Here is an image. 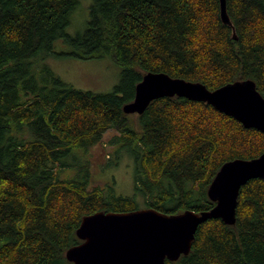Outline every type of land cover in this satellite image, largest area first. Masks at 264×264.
Returning <instances> with one entry per match:
<instances>
[{
    "label": "trees",
    "instance_id": "obj_1",
    "mask_svg": "<svg viewBox=\"0 0 264 264\" xmlns=\"http://www.w3.org/2000/svg\"><path fill=\"white\" fill-rule=\"evenodd\" d=\"M78 6L0 0V264H73L66 253L82 243L85 216L139 209L92 184V151L109 131L113 156L134 161L137 193L169 215L213 209L208 189L223 165L264 153L263 132L207 103L176 96L136 119L124 112L149 72L210 90L252 80L264 97V0H227L231 26L220 0H93L85 33L71 37ZM60 39L68 56L111 58L122 69L114 91L76 89L40 66ZM167 264H264V179L242 187L235 225L210 219L190 254Z\"/></svg>",
    "mask_w": 264,
    "mask_h": 264
},
{
    "label": "water",
    "instance_id": "obj_2",
    "mask_svg": "<svg viewBox=\"0 0 264 264\" xmlns=\"http://www.w3.org/2000/svg\"><path fill=\"white\" fill-rule=\"evenodd\" d=\"M221 18L232 25L227 0H220ZM180 97L203 102L238 120L247 129L264 133V97L256 83L244 80L210 90L205 85L165 73L149 72L136 87L128 115H142L153 101ZM253 179H264V153L252 160L227 162L208 189L216 206L209 211L165 214L153 208L132 212H97L85 216L77 230L81 244L66 257L73 264H167L190 254L199 227L210 219L235 225L240 192Z\"/></svg>",
    "mask_w": 264,
    "mask_h": 264
},
{
    "label": "rangeland",
    "instance_id": "obj_3",
    "mask_svg": "<svg viewBox=\"0 0 264 264\" xmlns=\"http://www.w3.org/2000/svg\"><path fill=\"white\" fill-rule=\"evenodd\" d=\"M79 6L72 14L71 24L67 29V34L76 37L85 33L90 21V12L93 0H78ZM56 55L49 56L41 60L39 65L48 66L54 74L62 81L72 85L76 89L90 91L96 94H110L121 81L122 69L116 65L109 57L96 59H78L68 56L72 48L64 43L63 39L56 42L54 47ZM136 119L137 115L132 116ZM115 131H109L103 143L92 151V184L94 186H112L117 195L127 198H138L139 209H147L148 205L142 194H138L135 185V165L132 158L122 155L116 158L109 142ZM75 157L80 163H84L87 158L78 152ZM108 158L114 166H108ZM71 162H76L70 158ZM77 176L75 168L62 169V177ZM141 195V196H140Z\"/></svg>",
    "mask_w": 264,
    "mask_h": 264
}]
</instances>
